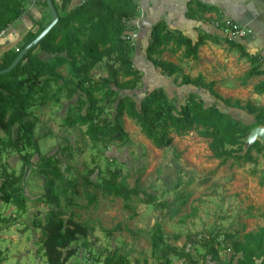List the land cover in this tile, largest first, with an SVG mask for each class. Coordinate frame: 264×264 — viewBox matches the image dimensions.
Listing matches in <instances>:
<instances>
[{"label": "rangeland", "instance_id": "374dc122", "mask_svg": "<svg viewBox=\"0 0 264 264\" xmlns=\"http://www.w3.org/2000/svg\"><path fill=\"white\" fill-rule=\"evenodd\" d=\"M140 45L132 46L131 55ZM39 56L44 60L51 57L44 52ZM167 56L177 69L170 79L179 81L187 73L197 77L193 63L183 61L180 54ZM229 65L202 64L205 83L213 82L214 90L223 98L264 108V95L257 97L252 89L257 78L243 83L250 67L241 64L240 58ZM113 66L112 60L104 59L90 76L102 80L111 74ZM58 71L65 74L66 67ZM157 73L162 76L159 69ZM60 85L51 83L29 109L28 120L34 122V135L46 158L43 162L49 165L47 172L37 168L35 160L25 171L22 162H17L13 175L20 191L12 193L7 203L0 200V225L11 226L1 232L5 237L0 239L3 264H47L41 246L43 235L34 222L43 223L50 210L90 228L85 239L73 243L77 253L67 264H102L113 252L126 264H163L165 257L171 264H182L183 257L165 254L164 250L165 245L181 248L184 244L190 256L200 262L207 249L201 238L216 233L240 239L264 225V155L252 147L261 145L260 141L246 148L245 136L236 158L222 162L211 157L209 140L194 131L175 137L170 147L157 149L133 120L123 116L120 123L124 135H109L93 143L85 126L72 124L88 110L85 96L77 91L68 98ZM138 86L142 88V83ZM59 88L61 92L53 98ZM44 93L52 98L42 99ZM205 100L207 104L215 102L210 96ZM115 107V97L101 101L96 121L114 123ZM229 112L247 124L254 119L241 110ZM249 149L254 162L238 158ZM157 237L161 239L154 246ZM228 254L219 249L221 262Z\"/></svg>", "mask_w": 264, "mask_h": 264}, {"label": "trees", "instance_id": "16d2710c", "mask_svg": "<svg viewBox=\"0 0 264 264\" xmlns=\"http://www.w3.org/2000/svg\"><path fill=\"white\" fill-rule=\"evenodd\" d=\"M35 2L47 8L45 0ZM67 2L62 0V8ZM24 12L25 0H0V31L13 24ZM138 15L135 0H84L73 10L59 15L57 25L24 55L13 70L0 74V130L4 134V137L0 136V154L11 150L18 155L24 171L35 160L36 167L47 172L49 165L43 162L46 158L40 153L33 131L34 122L28 120L29 109L33 100L45 92L51 83L61 82L60 88L65 90L68 98L77 91L85 96L88 110L72 124L85 126L86 134L93 143L101 142L109 135H124L120 120L127 116L157 149L170 147L175 137L194 131L209 140L212 158L222 162L236 158V151L242 150V138L252 128L264 125V108L249 101L241 104L239 100L221 97L214 90V83H205L201 74L195 78L182 75L179 81L170 79L177 69L173 63L161 59L165 52L174 56L180 52L182 59L197 60L198 49L206 40L219 42L220 39L202 35L193 42L180 32L167 30L162 24L154 25L139 46L151 69H159L162 74L157 75V85H150L142 77L140 68L135 66L136 61L131 56L132 46L123 39L124 34L134 28L128 22L138 18ZM45 26L40 24L35 32L29 31L26 42L17 52L5 53L0 59V70L6 69ZM223 41L250 63L243 83L262 76L263 79L253 85V92L264 94V70L260 69L259 58L246 53L236 41L227 38H223ZM41 52L51 57L44 60L39 56ZM104 59L112 60L116 65L111 67V74L102 80L91 78L90 71ZM64 66L65 74L58 71ZM141 83L142 88H138ZM60 88L53 98L59 95ZM175 94L183 101L180 102ZM205 95L213 97L215 102L207 104ZM113 97L116 99L114 123L96 121L98 104ZM41 98L48 100L52 97L44 93ZM231 109L241 110L246 117L254 116V119L249 124L242 122L232 116L229 112ZM14 128L17 133L13 138ZM252 147H258L264 155V148L259 143ZM238 158L244 162L255 161L250 156V149ZM13 174L3 165L0 200L6 203L11 200L12 193L20 191L15 185L17 176ZM48 191L52 195L51 187ZM34 226L42 232L41 246L47 264H67L77 253L73 243L80 238L85 239L90 231L88 226L72 218L64 219L53 210L45 215L43 223L36 221ZM157 239L159 241L161 237L154 239V246L158 244ZM201 239L207 249L200 262L190 256L186 244L181 248L165 245V254L183 257L185 263L182 264H264V225L254 232L244 233L240 239L231 234L216 233ZM221 248L229 252L224 262H221L219 255ZM126 262L113 252L103 259L102 264ZM163 264H171L168 257H165Z\"/></svg>", "mask_w": 264, "mask_h": 264}, {"label": "crops", "instance_id": "0c3cea01", "mask_svg": "<svg viewBox=\"0 0 264 264\" xmlns=\"http://www.w3.org/2000/svg\"><path fill=\"white\" fill-rule=\"evenodd\" d=\"M83 2L84 0H68L65 8H62V0H53V4L59 15L68 13ZM135 2L138 5L139 12V28L137 29L138 45L144 43V37L154 25L162 24L167 30L180 32L193 42L202 35H210L220 39L219 42L206 40L198 49L197 60L183 59L186 63H193L191 67L196 69L195 75L201 73L203 68L202 64H205V66L211 64L212 66H216V63L224 62L229 65L230 61H237L238 58L241 59V64L245 62V65L250 67V63L247 59L240 57L239 51L231 49L223 41L225 36L221 23L223 21H231L252 30L250 36L236 42L242 46L246 53L258 57L260 69L264 70L263 0H135ZM49 21L50 14L47 8L35 2V0H25L24 14L3 30V34L0 35V59L7 52H17L26 42V35L29 31L35 32L40 24L45 26ZM179 54L180 52L176 54L175 57ZM167 55L174 56L165 52L162 55V59L172 63V59L168 58ZM131 56L133 60L136 61L137 65L135 66L140 68L141 74L146 78V82L150 85H157L158 69L157 71L151 69L149 62H147L143 56L142 49L140 50L139 46H136ZM209 61L211 62L210 64L208 63ZM185 75H189L192 78L194 76L192 73H187ZM201 75H203V73H201ZM255 78H257L256 83L263 79L262 76ZM255 95L259 97L264 94ZM16 133L17 130L14 128L12 131L13 138L16 136ZM0 136L4 137L1 130ZM10 151L11 150L2 151L0 154V173L3 165H5L7 171L10 172L14 170V167H17V162H21L16 153H13L14 155H9L8 153ZM13 159H15V161H13ZM10 160L13 161L12 164ZM1 180L0 177V181ZM9 227L11 226L4 227L0 225V239H5V237L1 236V232L3 229ZM34 254L36 255V252H34ZM3 259L4 255L0 250V264H3Z\"/></svg>", "mask_w": 264, "mask_h": 264}, {"label": "water", "instance_id": "95a60500", "mask_svg": "<svg viewBox=\"0 0 264 264\" xmlns=\"http://www.w3.org/2000/svg\"><path fill=\"white\" fill-rule=\"evenodd\" d=\"M47 4V10L50 14V21L44 27V29L30 42L28 43L16 56V58L12 61V63L3 70H0V74L8 73L14 69V67L20 62V60L24 57V55L35 45H37L44 36L57 25L59 21V14L52 2V0H45ZM260 141L261 145L264 147V127L256 126L252 128L248 135L244 139L245 147H249L254 144L256 141Z\"/></svg>", "mask_w": 264, "mask_h": 264}, {"label": "built area", "instance_id": "2783aa9c", "mask_svg": "<svg viewBox=\"0 0 264 264\" xmlns=\"http://www.w3.org/2000/svg\"><path fill=\"white\" fill-rule=\"evenodd\" d=\"M128 24L134 26V28L132 30H128L124 34L123 39L129 41V44L131 46H135L138 40V31H137V29L139 28L138 18H136L135 20L131 22H128ZM221 26L223 28V33H224L225 38L229 40L240 41V40L247 38L248 36L252 34V30L250 28L242 26L235 22L223 21L221 23ZM3 32L4 31H0V35H2Z\"/></svg>", "mask_w": 264, "mask_h": 264}]
</instances>
